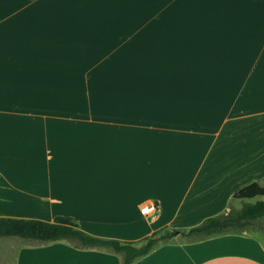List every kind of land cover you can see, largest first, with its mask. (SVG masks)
I'll use <instances>...</instances> for the list:
<instances>
[{
	"label": "crops",
	"instance_id": "obj_1",
	"mask_svg": "<svg viewBox=\"0 0 264 264\" xmlns=\"http://www.w3.org/2000/svg\"><path fill=\"white\" fill-rule=\"evenodd\" d=\"M263 178L264 0H0V218L140 245ZM253 234L177 233L133 264H264ZM17 239L0 264H120Z\"/></svg>",
	"mask_w": 264,
	"mask_h": 264
},
{
	"label": "trees",
	"instance_id": "obj_2",
	"mask_svg": "<svg viewBox=\"0 0 264 264\" xmlns=\"http://www.w3.org/2000/svg\"><path fill=\"white\" fill-rule=\"evenodd\" d=\"M232 199L241 201L242 206L229 213L207 218L188 230L180 232L176 229H163L154 232L145 237L140 245L88 235L79 230L77 223L68 217H55L51 223L37 219L0 218V237H17L42 243L63 242L77 249L107 250L120 257V264H133L177 233L208 238L228 234L233 229H242L245 225L263 219L264 178L261 182H253L241 188L233 194ZM252 200L256 201L251 203Z\"/></svg>",
	"mask_w": 264,
	"mask_h": 264
},
{
	"label": "rangeland",
	"instance_id": "obj_3",
	"mask_svg": "<svg viewBox=\"0 0 264 264\" xmlns=\"http://www.w3.org/2000/svg\"><path fill=\"white\" fill-rule=\"evenodd\" d=\"M256 200H252L250 201L251 203H254ZM242 206V202L241 201H237V200H231L229 202V205H228V210H226L223 214L225 213H229L231 211H234L236 209H239L240 207ZM260 228H264V218L263 219H259L257 221H254L252 222L251 224H248V225H245L242 229H233L230 231V233L228 234H242L243 232H257L258 229ZM254 235V234H253ZM181 238H185L184 240H187V241H191V240H195L197 238H202L200 236H190V237H180L178 240H182ZM19 241H23V242H33V241H29V240H23V239H17Z\"/></svg>",
	"mask_w": 264,
	"mask_h": 264
},
{
	"label": "built area",
	"instance_id": "obj_4",
	"mask_svg": "<svg viewBox=\"0 0 264 264\" xmlns=\"http://www.w3.org/2000/svg\"><path fill=\"white\" fill-rule=\"evenodd\" d=\"M155 211H156L155 207H154L153 205H151V206L145 208L144 213L150 215V214H152V213L155 212Z\"/></svg>",
	"mask_w": 264,
	"mask_h": 264
}]
</instances>
